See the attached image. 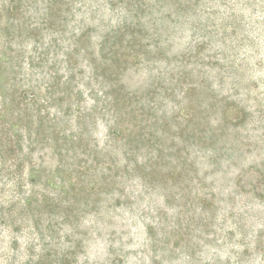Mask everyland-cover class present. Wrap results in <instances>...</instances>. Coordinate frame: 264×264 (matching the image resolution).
<instances>
[{
    "label": "rangeland",
    "instance_id": "obj_1",
    "mask_svg": "<svg viewBox=\"0 0 264 264\" xmlns=\"http://www.w3.org/2000/svg\"><path fill=\"white\" fill-rule=\"evenodd\" d=\"M0 264H264V0H0Z\"/></svg>",
    "mask_w": 264,
    "mask_h": 264
}]
</instances>
